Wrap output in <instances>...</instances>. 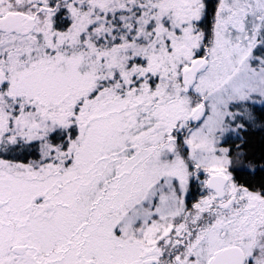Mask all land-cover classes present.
I'll return each mask as SVG.
<instances>
[{"label":"snow or ice","instance_id":"snow-or-ice-1","mask_svg":"<svg viewBox=\"0 0 264 264\" xmlns=\"http://www.w3.org/2000/svg\"><path fill=\"white\" fill-rule=\"evenodd\" d=\"M0 264H264V0H0Z\"/></svg>","mask_w":264,"mask_h":264}]
</instances>
